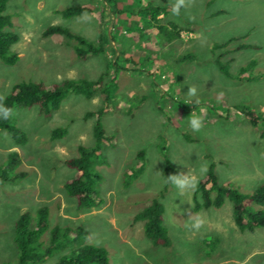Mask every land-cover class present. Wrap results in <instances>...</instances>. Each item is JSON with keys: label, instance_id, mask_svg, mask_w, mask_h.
Returning a JSON list of instances; mask_svg holds the SVG:
<instances>
[{"label": "rangeland", "instance_id": "obj_1", "mask_svg": "<svg viewBox=\"0 0 264 264\" xmlns=\"http://www.w3.org/2000/svg\"><path fill=\"white\" fill-rule=\"evenodd\" d=\"M174 4L175 0L6 4L8 31L18 37L11 51L18 60L13 65L0 60V103L23 81L52 86L102 76L110 100L101 125L111 141L95 158L101 202L78 209L63 188L76 171L64 161L76 157L79 146H94L95 117L86 114L105 107L104 95L97 92L87 99L67 92L48 117L37 107L15 109L12 124L27 139L18 145L0 129V167L7 168L10 152L18 155V163L7 170L8 180L0 185V264L17 259L16 221L42 207L48 209L49 229H82L86 235L39 264H56L84 245L103 248L108 264H264V227L241 232L229 200L219 209L196 212L195 190L181 195L163 177L166 160L173 174H187L207 161L220 185L242 194L250 195L264 183V141L240 112L247 108L264 117V0H193L178 16L172 12ZM148 5L166 9L159 24L176 25L181 29L178 39L164 43L145 15ZM77 6L92 12L62 16L61 11ZM49 26L64 27L95 45L101 37L103 52L79 59L65 36H43ZM191 86L197 89L195 97L186 95ZM201 108L206 110L205 124L194 132L188 117L192 112L200 116ZM55 129L65 134L51 139ZM154 200L164 206L167 246L154 245L144 234V222L134 221ZM259 209L264 212V207ZM197 218L204 221L199 230L191 227ZM49 237L45 234L42 242L47 244Z\"/></svg>", "mask_w": 264, "mask_h": 264}, {"label": "trees", "instance_id": "obj_2", "mask_svg": "<svg viewBox=\"0 0 264 264\" xmlns=\"http://www.w3.org/2000/svg\"><path fill=\"white\" fill-rule=\"evenodd\" d=\"M10 0H0V60L8 65H13L18 60V55L11 51V46L17 42L18 37L8 31L11 26L10 17L5 14L6 4ZM92 10L86 6L66 8L61 11L64 18L80 16L90 13ZM166 13L162 7L148 5L145 15L153 23L154 30L162 37L164 43L168 44L180 36V30L174 24L163 26L159 24V15ZM43 36L63 35L73 42L74 53L77 58L85 59L90 55H97L103 52V43L100 40L98 45L88 41L86 38L71 33L61 26H49L43 31ZM186 59L187 57H183ZM253 63L249 64V67ZM223 73L228 72L221 65ZM103 77L97 80H66L52 86H46L41 82H20L12 87L4 98L2 104L8 108H32L37 107L39 112L48 117L53 111L59 109L61 102L67 92H74L87 99L92 98L97 92L104 95V108L95 112H89L86 117H95L93 125V147L79 146L77 156L66 159L65 166L76 171V176L67 180L64 185L65 193L75 199L78 209H88L97 206L101 200L97 191L100 181L99 175L94 172L95 158L102 146L111 141L101 125V117L110 100L108 89L102 84ZM242 115L249 124L259 131L260 138L264 141V117L259 116L255 111L241 108ZM12 119L0 118V129L7 131L18 145L26 142L25 134L12 124ZM65 134L64 129H55L51 133V139H58ZM140 154L139 157H141ZM18 163V155L10 152L8 155L7 168L0 167V185L8 180L7 170ZM173 170L170 163L165 161L163 177L167 180ZM14 179V178H13ZM229 200L232 204V218L235 226L241 231L253 232L256 228L264 227V212L259 208L264 207V183L258 186L250 195L242 194L230 185H220L214 173L213 165H210L206 175L200 180L194 191V210L215 208L223 206L224 201ZM164 206L154 200L148 207L142 209L134 216V221L144 222L143 229L145 236L154 244L167 246L169 241L166 229L163 226ZM14 244L17 251V259L11 264H39L45 261L55 250L62 249L71 242H76L81 236H85L82 229L72 230L70 228L53 227L49 229L48 209L38 208L35 214L24 213L15 223ZM49 233V242L43 243V236ZM107 252L100 247L84 245L77 250L62 256L56 264H108Z\"/></svg>", "mask_w": 264, "mask_h": 264}, {"label": "clouds", "instance_id": "obj_3", "mask_svg": "<svg viewBox=\"0 0 264 264\" xmlns=\"http://www.w3.org/2000/svg\"><path fill=\"white\" fill-rule=\"evenodd\" d=\"M193 3V0H175V4L172 7V12L175 15L180 14L181 8H188ZM190 19H195V17H190ZM189 97H195L197 95V89L195 86L189 87L188 93L186 94ZM3 97H0V101H2ZM196 103H200L199 99L196 100ZM206 110L201 108V115L197 116L194 112L190 114L188 117L189 126L194 132H200L205 124L203 113ZM15 114L14 108L5 107L2 103H0V118L4 120L11 119ZM208 171V163L207 161L200 163L198 168L189 169L187 174L178 173L167 176L166 183H171L175 186L181 195H183L187 191H194L203 176L206 175ZM204 224L203 219L197 218L191 225L192 228L199 230Z\"/></svg>", "mask_w": 264, "mask_h": 264}]
</instances>
